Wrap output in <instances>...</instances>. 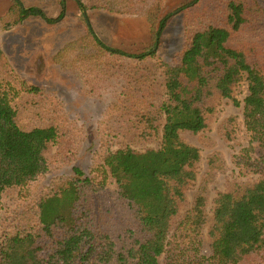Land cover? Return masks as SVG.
I'll list each match as a JSON object with an SVG mask.
<instances>
[{"label":"trees","instance_id":"obj_1","mask_svg":"<svg viewBox=\"0 0 264 264\" xmlns=\"http://www.w3.org/2000/svg\"><path fill=\"white\" fill-rule=\"evenodd\" d=\"M75 1L83 18L143 15L152 35L127 53L87 24L51 55L97 107L87 170L73 164L87 120L46 84L27 81L0 40V264H264L263 0L181 6L183 43L169 61L154 49L170 23L162 0ZM11 2L0 36L31 15L54 21ZM225 98L241 105L246 143L228 159L219 150L202 155L181 132L207 144ZM240 123L230 115L216 133L234 141ZM221 181L209 213V186Z\"/></svg>","mask_w":264,"mask_h":264},{"label":"rangeland","instance_id":"obj_2","mask_svg":"<svg viewBox=\"0 0 264 264\" xmlns=\"http://www.w3.org/2000/svg\"><path fill=\"white\" fill-rule=\"evenodd\" d=\"M11 1L0 0V16L10 7ZM19 1L27 7L38 8L45 16L54 21H46L40 16L31 15L14 28L2 32L0 36L1 45L10 61L27 81L39 85L46 84L50 89L72 103L70 104V110L74 116L87 120L86 123L90 131L89 137L85 141L77 160L73 163L87 170L91 162L90 146L96 140L94 128L92 129L91 125H95L98 115L95 109L97 107L92 105L91 99L79 90V81L75 78L76 76L53 63L51 55L63 43L84 33L87 24L93 34L105 45L127 53L142 51L140 49L150 41L151 29L146 18L139 14H119L105 10H94L87 11L83 18L75 0ZM191 1L162 0L161 16L169 14L170 23L163 30L160 43L154 49L166 61L173 57L183 43L182 16L177 14V11L181 6L187 5ZM247 92V82L242 79L236 85L234 95L241 102ZM230 115L238 117L241 122V129L237 136L238 139L227 142L217 135L216 126L222 119ZM242 121L241 105H235L230 99H221L212 117L211 128L205 132L207 144L202 143V139L205 137L200 133L183 131L181 137L187 143L199 147L202 155L212 150H219L228 159L231 154L246 143ZM204 168L205 163H202L198 168L200 176ZM219 178L224 179V176L219 175ZM223 188L224 183L222 181L209 186L210 203L207 206L209 213L213 206V198ZM194 189L195 186H190L187 189L188 200H191Z\"/></svg>","mask_w":264,"mask_h":264}]
</instances>
